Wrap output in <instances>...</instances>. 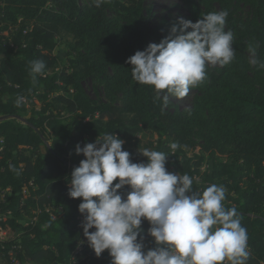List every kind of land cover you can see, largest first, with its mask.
Masks as SVG:
<instances>
[{
  "label": "trees",
  "instance_id": "16d2710c",
  "mask_svg": "<svg viewBox=\"0 0 264 264\" xmlns=\"http://www.w3.org/2000/svg\"><path fill=\"white\" fill-rule=\"evenodd\" d=\"M145 5L146 0H101L99 7L94 0H0V116L32 124L0 123V191L10 190L5 202L0 199V228L23 232L22 250H14L20 264H72L80 244L76 264H111L107 250L97 257L89 247L78 211L82 201L68 196L71 173L84 159L76 146L105 133L124 141L122 150L133 163L147 160L138 149L164 152L167 171L188 174L194 191L223 185L225 206L236 207L247 229L246 264H264V69L249 62L248 52L250 44L258 45L256 58L264 62V0L188 1L193 23L218 12L216 7L228 11L225 30L233 33L236 55L224 67L206 66L205 81L190 87L198 96L185 112L168 110L163 92L136 82L126 63L178 24L153 25ZM241 5L249 7L246 18L239 16ZM62 44L64 58L56 54ZM37 59L46 69L33 85L29 64ZM87 79L97 100L85 90ZM21 95L25 100L17 106ZM141 135L151 138L146 145ZM174 142L180 145L176 150ZM207 163L211 167L204 169ZM129 190L125 186L121 194ZM27 216L36 222L25 226ZM149 227L142 222L145 251L155 247ZM15 244L0 243L8 262Z\"/></svg>",
  "mask_w": 264,
  "mask_h": 264
},
{
  "label": "clouds",
  "instance_id": "9594fccd",
  "mask_svg": "<svg viewBox=\"0 0 264 264\" xmlns=\"http://www.w3.org/2000/svg\"><path fill=\"white\" fill-rule=\"evenodd\" d=\"M94 2L99 7L101 0ZM227 17L228 11L222 10L195 23L179 18L170 35L128 58L133 79L158 93L184 98L190 87L205 81L206 66L224 67L235 59L233 33L225 30ZM258 47L248 46L249 62L264 69L256 58ZM45 69L43 60L30 62L33 85ZM24 100L18 96L16 105ZM123 144L118 136L105 133L75 149L84 159L71 173L68 196L82 201L78 211L84 217L83 235L97 257L107 250L111 264H246L247 229L236 207L225 206L223 185L194 191L188 174L167 171L164 152L138 149L147 160L133 163ZM179 147L171 144L172 150ZM9 168L17 171L11 164ZM125 186L130 190L122 195ZM145 220L155 244L147 251L141 228Z\"/></svg>",
  "mask_w": 264,
  "mask_h": 264
},
{
  "label": "rangeland",
  "instance_id": "374dc122",
  "mask_svg": "<svg viewBox=\"0 0 264 264\" xmlns=\"http://www.w3.org/2000/svg\"><path fill=\"white\" fill-rule=\"evenodd\" d=\"M188 1L189 0H146V12L150 17L151 23L153 25L160 24L162 21H168L171 23L178 22L179 18H183L185 20L191 21V16L188 10ZM51 7V5L49 6ZM217 11H220L218 7H216ZM249 15V7L245 5H241L239 7V16L242 18H246ZM56 54L59 55L61 58H64L66 55V47L65 45H61L56 50ZM212 69H217L220 66H212L208 65ZM84 87L87 93L93 98L98 99L100 95H97L96 91L94 90V85L90 79L84 81ZM101 96L103 92L101 91ZM160 98L166 104L168 110L173 111L175 109H179L181 112H185L191 110L193 108L194 102L198 96V92L190 88L189 94L184 98H177L174 95L168 94L167 92L160 93ZM167 95L168 99L165 102L164 96ZM143 144H147L150 141V137H143L142 135L139 136ZM157 137L153 139L155 141ZM211 164L207 163L204 166V169L210 168ZM58 211H61L59 209ZM4 239H15L18 235H14L12 231L7 230L6 233L1 234ZM6 237V238H5ZM7 261L3 258L0 261V264H6Z\"/></svg>",
  "mask_w": 264,
  "mask_h": 264
},
{
  "label": "built area",
  "instance_id": "2783aa9c",
  "mask_svg": "<svg viewBox=\"0 0 264 264\" xmlns=\"http://www.w3.org/2000/svg\"><path fill=\"white\" fill-rule=\"evenodd\" d=\"M0 142H1V143L3 142V140H2L1 137H0ZM8 191H10V190H7V191H3V190H1V191H0V199H1L3 202H5L6 199H7V192H8ZM51 209H52V208H48L47 210H48V211H51ZM34 213H36V212H34ZM36 220H37L36 217L29 218V217L27 216V217H26V221H27V222H25L24 225H25V226H28V225H30V224H33V223L36 222ZM7 230L12 231V233H14V235H16V232H14L11 228H8V229H2V228H0V243L7 242V241H10V240H15V242H16L17 244H15V245L13 246V250H12V251L8 252V255L11 256V261H9V262L6 260V251H5L6 248H5L4 246H2L1 249H0V261H1V259L4 258V259L7 261L6 264H20V262L18 261V258H17L16 256H14V250H15V249H17V250H19V251L22 250L20 237L22 236L23 232H19L18 235H17V237H16L15 239H4V237H2L1 234L6 233ZM5 238H6V237H5ZM83 249H84L83 245L80 244V245L78 246V248H77V251L75 252V258H74L72 264H76V263H77L76 256H77V254L80 253Z\"/></svg>",
  "mask_w": 264,
  "mask_h": 264
},
{
  "label": "water",
  "instance_id": "95a60500",
  "mask_svg": "<svg viewBox=\"0 0 264 264\" xmlns=\"http://www.w3.org/2000/svg\"><path fill=\"white\" fill-rule=\"evenodd\" d=\"M9 119H15V120L20 121L24 125L32 126V124L28 121V119L23 118V117H19V116H15V115H4V116H0V123L4 122L6 120H9ZM36 131L40 134V136L43 139V141L45 142V144L49 148H51L50 143L47 141V139L45 138V136L38 129H36Z\"/></svg>",
  "mask_w": 264,
  "mask_h": 264
}]
</instances>
